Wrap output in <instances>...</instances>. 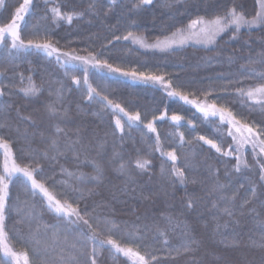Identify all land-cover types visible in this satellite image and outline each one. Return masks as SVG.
Instances as JSON below:
<instances>
[{"label":"trees","instance_id":"1","mask_svg":"<svg viewBox=\"0 0 264 264\" xmlns=\"http://www.w3.org/2000/svg\"><path fill=\"white\" fill-rule=\"evenodd\" d=\"M135 2L116 0L110 5L109 0H95L94 8L90 9L93 0H48L47 4L45 0H32L29 12L20 22L21 38L26 42L38 35L59 52L49 56L44 50L35 48L11 50L10 39L0 46V70L4 71V76L0 77V88L12 93L11 96L0 97V100L12 104L10 109L0 105V122H5L7 117L11 123L10 128H0V135L9 143L17 163L23 165L39 159L41 170L37 179H42L57 198L69 200L82 214L90 213L93 218L107 217L128 232L139 228L138 250L142 255H156L157 260L152 264H264V247L260 246L264 240L261 238L262 230L257 226V221L264 220V181L260 180L264 155L254 157L252 148L246 146L241 158L248 167H242L237 172L234 153L221 155L197 139L199 135H204L222 140L223 150L233 151L235 145L228 135L229 125L221 124L219 116L205 118L191 104L178 97H169L161 85L151 81L109 73L107 69H95L89 65L88 84L101 96L120 103L127 111L139 112L145 123L153 121L156 128L155 133H150L141 123L138 127L125 126L123 134L116 132L113 135L114 119L122 117V114L117 112L114 117L112 110L103 107L104 102L95 94L92 100L87 98L85 66L80 61L61 63L67 60L64 52L83 57L95 55L124 71L164 75L190 99L227 107L237 119L260 129L264 127V110L259 105L249 107L251 102L237 95L236 90L262 83L247 71L242 74V69H262L261 65H249L248 61L259 59L257 54L264 52V26L251 30L242 28L239 33L229 30L207 48L183 46L158 51L123 39L132 31L134 35L143 36L146 42H156L170 36L178 28H185L191 19L198 16L211 19L224 15L229 9H235L251 19L257 10V0H181L180 3L153 0L151 5L133 9ZM22 3L23 0H4V5L0 7V25L10 21L15 8ZM168 3H172L171 8L167 7ZM54 5L60 6L63 13L83 15L74 17L71 24L66 21L54 23L50 11ZM21 74L25 85L31 76L40 88L38 95L25 97L19 91L22 87ZM73 77L80 81L78 85L72 83ZM58 89L62 97L56 106L61 112L67 110L64 119L52 118L47 112V104L57 100ZM207 92L211 95L206 97ZM174 114L183 117L179 125L169 119ZM161 115L164 119L153 120L154 116ZM24 116H31L33 122L20 119ZM126 120L124 117L122 123ZM53 124H58L67 132V137L64 133L60 134L61 148L68 137L74 140L79 136L77 154L68 151L55 160L42 158L43 151L55 135ZM179 134L184 136L183 144ZM157 136L166 152H177L178 164L188 163L189 166L182 169L185 184L181 185L176 177L169 179L160 175L161 163L166 158L152 150ZM114 152L124 161L132 162L131 180L118 171L120 161H112ZM52 155L49 151V157ZM138 157L151 161L148 171L140 172L134 168ZM4 158V150L0 149V173L3 172ZM92 161L103 170V179L99 182L88 179L95 175ZM170 164L167 161L165 166ZM62 168L76 175L83 174L85 179L77 181L74 177L69 178L61 171ZM217 183L226 186L228 195L235 194L231 217L211 208L212 201L219 196V193L212 192ZM253 187L256 188L255 197L251 192ZM188 199L195 201L191 209L186 206ZM246 200L250 203L245 204ZM42 201L43 197L39 194L32 195L31 185L24 182L23 177L14 178L9 185L5 223L16 251L27 250L32 264H42L35 257L34 250L38 246L32 239L37 221L30 220L26 215L28 209L34 206L40 221L39 232L35 233L42 242L39 247L45 241L50 243L52 232L56 226L59 228V243L49 250L50 262L61 254L62 248L65 254L74 252L84 260L80 253L90 251L91 245L86 246L83 239L70 230L72 226L65 225L49 212L46 202ZM169 217L173 221L171 224ZM21 218L23 222H18ZM45 225L49 227L45 229ZM81 227L87 231L86 227ZM157 228L166 232L167 245ZM113 235L119 239L122 233L114 230ZM132 239L135 238L125 237L126 241ZM185 239L196 242L192 245L195 251L177 255L174 249L180 247ZM73 243L76 244L75 249L70 247ZM147 258L150 259V256ZM97 264H131V261L106 246L97 257Z\"/></svg>","mask_w":264,"mask_h":264},{"label":"snow or ice","instance_id":"2","mask_svg":"<svg viewBox=\"0 0 264 264\" xmlns=\"http://www.w3.org/2000/svg\"><path fill=\"white\" fill-rule=\"evenodd\" d=\"M48 0H45L47 4ZM176 3H180L181 0H175ZM32 0H23V3L15 8L14 14L11 15L10 21L2 23L0 25V45L4 44L6 39H10V49L16 51H22L28 48H35L38 50H44V52L51 56L53 53H58L59 50L54 47L48 40L43 39L40 36H34L32 39H28L26 42L21 38V21L24 20L25 14L29 12V6L31 5ZM116 0H109V4H115ZM153 0H136L133 3V9H140L144 6L151 5ZM4 5V0H0V7ZM95 6V0L89 5V8L92 9ZM167 7L171 8L172 3H168ZM52 13V19L55 23L56 21H66L71 24L74 17L82 16L83 13H63L60 6L54 5L50 9ZM264 26V0H257V10L255 15L248 19L245 15L237 12L235 9H229L224 15H216L211 19H205L204 17L198 16L195 19H191L185 28H178L176 31L172 32L170 36H165L163 39H158L154 43H147L143 36L134 35L132 31H129L127 35L123 37L124 40H131L134 44H138L142 48L158 49L160 51H167L173 47H179L186 45L189 41H194L197 44H202L205 48L210 45H214L217 42V37L222 33H225L229 30H233L234 33H239L242 28H247L249 30ZM235 38V37H233ZM117 40L120 39L119 36L116 37ZM259 59H250L248 61L249 65L259 64L262 66L261 70H258L255 67H247L242 69V74L244 71L258 77L262 83L258 84L255 87H249L244 89L243 87L238 88L237 95L240 97H246L248 101L251 102V105H259L261 110H264V52L257 54ZM63 56L67 57L66 61H61L62 64H70L72 61H80L85 67L84 71V83L88 85L87 98L92 100L95 96L100 97V100L104 102L103 107L109 108L113 112V116L116 117L117 112L122 114V117L115 118V129L113 130V135L116 132L123 134L125 126L132 128L134 126L138 127L143 123V127L147 129L150 133H155L156 128L154 127L153 121H147L146 123L142 120L141 114L139 112H129L120 103L109 99L107 96H101L95 88L88 84V66L90 65L95 69H107L109 73H119L123 76H130L133 78L138 77L142 81H151L154 84L161 85L169 97H178L181 101H184L186 104H191L201 112L205 118L219 116L221 124L227 123L229 125L228 135L232 137L233 145H229V148H233L232 152L223 150V141H217L213 138H206L204 135H199L197 139L203 141L204 144L209 145L211 148L215 149L216 152L224 156L235 154L236 164L235 170L237 172L241 171L242 167H248V164L242 160V155L246 146L252 148L253 156L264 155V127L257 129L254 126H249L248 123L242 122L240 119H237L233 112H231L227 107L217 106L216 103H207L206 101H199L198 99H190L189 95L182 91L179 86H173L170 80H166L164 75L156 74H147L144 72L137 73L135 70L124 71L119 67H114L109 64L106 60L98 59L95 55L91 57H83L78 55H73L68 52H64ZM59 59V57H58ZM4 76V71L0 70V77ZM27 84H24V77L21 74L20 76V87L21 91L25 97L36 96L40 92V88L32 81L31 76L27 78ZM73 84H79L80 81L75 77L72 79ZM3 87H8L4 85ZM5 95L11 96V92H5L3 88H0V97ZM57 100L51 101L47 104V112L50 117L64 119L67 116V110L61 112L57 108V104L61 102L60 98L62 97V92L57 90ZM211 95V92L205 93V96ZM0 105L5 109H10L12 107L11 103L0 100ZM17 115L19 116V109H17ZM126 117V123H122V119ZM22 120H28L33 122L31 116L20 117ZM164 119V116H154L153 120ZM169 119L179 125V122L183 119L181 115H172ZM11 123L7 121L5 117V122H0V128H10ZM55 135L50 139V143L47 148L42 153L43 159H52L55 160L58 155L72 151L74 154H77L76 146L80 144L79 136L77 135L76 139L67 138L66 142L61 148L59 140L60 134L64 133L67 137V132L65 129L60 127L58 124H53ZM233 129L235 132H233ZM246 133V135H245ZM239 134V135H237ZM43 133H41V138H43ZM180 135L181 144L184 142L183 134ZM122 138V137H121ZM102 148L103 145H100ZM0 149L4 150V162H3V172L0 173V264H32V258L30 257L27 250L23 252L16 251L11 236L6 228V217L7 210L6 205L9 198V185L13 182L14 178L23 177L24 182L31 185V192L33 196L39 194L43 197L42 203H45L47 210L51 213H54L59 220H62L65 225L72 226V229L77 234V237L83 239L85 245H91L90 251L81 252L80 256H84L85 259L81 260L74 252H68L65 254V249H61V254L56 256L50 262V249H54L55 246L59 243L60 232L58 226L56 230L52 232L51 242H42L40 238L35 234L39 232L40 221L37 210L34 206L28 209L26 215L30 220L35 219L37 221V227L35 233H33L32 239L34 243L38 246L34 252L35 257L39 258L42 261V264H97V257L99 256L101 250L105 249L106 246L110 247V250L114 251L117 254H120L126 257L131 264H152L153 261L157 260L156 255L151 253H145L142 255L138 250L140 244L137 243L139 237L137 232H128L127 229H121L120 225L115 221L110 220L107 217H91L90 213L84 212L83 214L78 207L73 206L69 200H61L57 198L46 186V183L42 179H37V173L41 170L39 159L33 163L19 164L13 158L12 150L9 147V143L6 141L4 136L0 135ZM152 150L159 152L161 157L166 158L161 163L160 175L162 177L167 176L169 179L171 177H176L181 185L186 183L185 173L182 170L185 167H188V163L185 162L183 165L178 164L179 157L175 150L165 151L161 145L159 136L156 138L155 145L152 146ZM49 151L53 153L49 157ZM119 160L118 171L129 177V180L132 179L131 175V166L132 162L124 161L118 153H113L112 161ZM167 161H170V166L166 167ZM95 175L88 177L92 181H101L103 179V170L96 164L95 161H92ZM151 161L146 158L138 157L134 161V168L140 172L148 171ZM61 171L65 173L69 178L74 177L77 181L84 180L85 177L83 174L76 175L73 172H69L67 169L62 168ZM260 180L264 181V161L261 162L260 168ZM195 183V181H192ZM67 184L68 181H63ZM171 183H176V181H171ZM26 187V184H25ZM225 185L215 184L213 186L212 192L219 193L217 199L212 201L211 208L212 210L222 212L229 217L233 216V209L235 207V194L228 195L225 191ZM243 187V185H242ZM252 196L256 195V188L253 187ZM250 203L246 200L245 204ZM187 208L191 209L195 206V201L188 199ZM244 205H241L243 207ZM19 211H23L20 209ZM43 211V208L40 209ZM23 222V218L20 221ZM169 224H171L172 218H168ZM83 225L86 227L87 231L81 227ZM257 226L262 230L261 238L264 240V220L257 221ZM49 226L45 225V229ZM220 227L219 225L217 226ZM114 230H120L122 235L119 239L114 238ZM159 236L165 237L164 244L167 245L168 241L166 239V232L162 229L157 228ZM187 237V233L184 234ZM125 237H134L135 239L126 241ZM65 243H67V235L64 237ZM196 243L194 240L185 239L183 244L180 247L174 249V252L177 255L194 252L195 249L192 245ZM255 243V242H253ZM264 247V243L260 245ZM71 248L75 249L76 244L73 243L70 245ZM43 253V255H41ZM150 256V259L147 257Z\"/></svg>","mask_w":264,"mask_h":264},{"label":"rangeland","instance_id":"3","mask_svg":"<svg viewBox=\"0 0 264 264\" xmlns=\"http://www.w3.org/2000/svg\"><path fill=\"white\" fill-rule=\"evenodd\" d=\"M147 43H149V44H151V43H154V42H147ZM1 46V45H0ZM184 46H195V47H204L202 44H197V43H195L194 41H189L186 45H184ZM211 46V45H210ZM179 47H183V46H179ZM209 47V46H208ZM173 48H178V47H173ZM173 48H171V49H173ZM205 48V47H204ZM153 50H158V49H153ZM170 50V49H169ZM158 51H160V50H158ZM245 135H246V133H245Z\"/></svg>","mask_w":264,"mask_h":264}]
</instances>
